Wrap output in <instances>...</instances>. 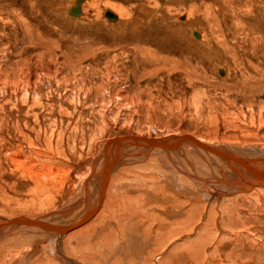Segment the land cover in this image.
Listing matches in <instances>:
<instances>
[{
    "label": "rangeland",
    "instance_id": "obj_1",
    "mask_svg": "<svg viewBox=\"0 0 264 264\" xmlns=\"http://www.w3.org/2000/svg\"><path fill=\"white\" fill-rule=\"evenodd\" d=\"M73 2L0 0V222L23 216L72 224L95 198L101 147L127 132L154 139L183 132L215 144L264 148V0H81L78 15L66 9ZM106 10L117 14V20L106 18ZM194 30L200 38L193 36ZM218 66L226 69V78L217 73ZM33 74L36 83L30 80ZM26 103L34 112L26 120L27 128L19 118ZM184 149L182 154L153 152L128 160L112 175L104 207L148 195L154 214L175 220L165 216L171 213L170 205L173 209L184 199L181 203L187 201L183 206L189 207L190 201L166 177L173 166L189 174L187 181L194 188L202 184L200 180L211 179L209 171L218 178L237 179L206 154ZM119 181L127 183L118 187ZM262 204L256 210L260 218L248 223L257 228L264 245ZM197 230L173 239L162 258L171 255L175 264L234 260L219 257L225 252H215L216 248L206 259L190 253L181 261V255L174 259L175 252H170L175 243H191ZM136 231L109 234L126 246L128 254L123 259L114 244L113 258L132 264L137 253L147 254L153 243L149 245L145 233L136 236ZM21 232L13 229L0 235V264L7 249L23 243L37 245L33 249L38 251L27 262L20 252L18 264H49L47 258H56L45 250L52 242L47 233ZM206 233L204 243L224 247L215 241L214 230ZM65 239L64 255L88 264L80 254L86 250L84 238L83 243L78 239L76 251ZM102 247L108 245L98 242L95 250L100 254ZM262 247L239 254L237 264H264Z\"/></svg>",
    "mask_w": 264,
    "mask_h": 264
},
{
    "label": "bare ground",
    "instance_id": "obj_2",
    "mask_svg": "<svg viewBox=\"0 0 264 264\" xmlns=\"http://www.w3.org/2000/svg\"><path fill=\"white\" fill-rule=\"evenodd\" d=\"M73 1H74L72 3L73 5H71L69 8L66 9H68V14L70 13L72 15H78L80 12L79 4L81 0H73ZM108 11H110L113 15L116 16L115 19L112 18H108V19L111 21H116L118 18L117 14H115L111 10ZM104 16H105V12H104ZM192 34L195 38L197 39L200 38L198 31L194 30L192 31ZM217 73L223 78H226L227 73H226V69L223 66L217 67ZM36 76H37L36 74H33L31 76L30 80L33 83H36V81H34L37 79ZM34 90H37L36 87H34ZM28 105H27V110L25 112L22 111V114L19 117L25 128H27L26 120L28 118H32L30 111L33 110V107L31 106L28 107ZM32 106H34V104ZM29 124L31 123H28V125ZM36 124L39 123L37 122ZM19 130L16 131L19 132ZM19 135L21 136V134ZM19 135L17 136L19 137ZM134 135L135 134L133 133L127 132V134L124 136H120V137L118 136L110 141H107L104 144L102 143L103 144V146L101 147L102 150L99 152L98 155L101 158V162H100L101 171L99 176V183L97 184L95 198L93 199V202L89 207L87 204H85L87 205L88 208H84L85 211L83 212V215H81L72 224L61 225L58 222L55 223L49 219H33L23 216H11L7 218L4 222H0V235L2 234L9 235L13 229L14 230L19 229L22 232H24V230L27 231L35 230L36 233L37 231L47 233L50 236L51 238L50 240L52 242L49 247L45 248L44 246V248L45 250H49V253H51L56 257L54 260H50L49 258H47L49 264H60L61 261H62L61 264H83L81 261L78 262L76 258L75 259L69 258L68 256L66 257L64 255L65 253H63L62 251V239L64 237L66 238L65 242L68 245L70 243L73 244L72 247H69L72 251L73 250L76 251V248L80 246L78 245V239L81 237L80 242L83 243V238H84L85 244L83 246L85 247L86 250L85 253L83 252V254L82 253L80 254L82 257L81 258L82 261L88 264H100L99 261L97 262L95 261V258H98L102 264L129 263L128 260L127 262L124 261L121 262L120 258H119L120 260L113 258L111 250L112 247L115 246L114 244H118L117 245L118 248H116L117 249L116 251H118L119 249L122 252L121 256L123 257V259L124 257H127L128 254L125 251L124 248L125 245L119 244L120 240H118V238L113 236L114 238L110 239L109 237H111V234L123 233L125 230L130 228L137 229L136 236H139V238H140L139 234L145 233L144 235L150 238L149 240L146 239V241H149L148 242L149 245L151 244V242L153 243L152 247L149 246L150 249L148 250L147 254L144 253L145 254L144 255L143 252L137 253L136 259L134 261H130L132 262V264H175V262L172 261L173 259H171L170 257L171 255H169V257L167 256L162 258L164 249L168 248V244L173 239L177 238L180 235L183 236L184 234H187L188 230H193L194 227L195 229L198 230H197V235L194 237V240L191 243L189 242L184 243L186 240L181 241V243L179 242L175 243V246L170 252V254L175 252L172 254L174 255L173 256L174 259L179 258V255H181L180 256L181 257L180 261H181L186 257L188 253L192 254L195 259L196 257L206 259L207 257H210L214 253V250L216 248L217 251L215 252H218V250L221 252L222 251L225 252L221 254L218 253L219 257L228 255L229 257L234 259L231 260L230 262L228 261L227 264H237L239 262L238 259H240L239 254L241 253L245 254L247 253V251L258 252L262 250L263 248L262 246L264 245L261 244V242H259L261 240V237L257 238L258 237L256 234L257 231H255L257 228L254 229L253 225L250 226L248 220H250V218H253L252 221L255 222L256 219L260 218V214L259 212H257L258 211L257 208L260 205H263L262 203H264V148L258 149V147L255 145L241 146V144L243 143L241 144L238 143L239 145H233L232 147L230 145L215 144L214 142L205 140L199 136H194L192 134H186L183 132L173 133L171 136L165 139H154V138H149L145 135H140V136L138 135L134 136ZM24 137L27 136L24 135ZM136 137H146V139H152L153 144L151 142H148L147 140L139 139ZM124 146H128L129 148H126ZM144 147L145 150L140 149ZM185 147L188 150V152L190 151L192 152V150H194L196 151V153L206 154L212 160L216 161L222 167L227 169L231 173L229 175H233L237 179L232 180V179H226L225 177L218 178L212 173V171H209V174H211L210 175L211 179L206 178L200 180L202 184L194 188L187 181L190 179L189 174L186 173V171H182V168L179 170V168H177L176 167L177 165L175 164L176 166H173L175 169L171 170L173 173H168L169 175L167 176L164 175V177L166 176L168 178V181L173 180L174 182H176V184L179 185V189L181 191L180 194L183 197L188 198L187 200L190 201L189 202L190 205L189 207H184L183 204L185 202L188 203L187 201L181 203L183 202L184 199H182V201H180L179 203H174L173 209L172 206L170 205L171 209L170 208L169 209L171 213L167 215L165 214V216H171V218L176 217L175 220L173 219L174 221L170 220V218L168 220L166 219V217L159 216V214L157 215L154 214L152 212V210H154V205L151 204L152 198H150L151 196L148 197V195L146 197L148 199L140 198L141 196L140 197L138 196V198H136L137 197L136 196L135 201H125L121 203L119 206L116 205V207L113 206L110 209L109 207L108 208L104 207L103 204H104V198L106 196V188L108 190V186H109L108 184L111 181L112 175L115 173L117 168L122 169L121 166L126 164L128 160L140 155H142V158H144L145 156H147L148 153L162 152L165 155L166 154L168 155L169 152H176V153L181 152L182 154L185 152L184 149ZM220 167L218 166L219 170L221 169ZM183 174L185 177L183 176ZM179 176L181 177L179 178ZM119 182L120 183L117 184L118 187L121 185H125L127 183V181H119ZM84 185L86 186V184ZM174 193L176 192L174 191ZM180 194H178V196ZM133 196L134 195L132 194V197ZM204 197L207 198L203 200ZM166 199L168 200V198ZM249 206H253L252 207L253 211L249 209ZM100 214L103 217L102 219L101 218L99 219ZM203 216H205V218L201 220ZM258 225L260 226V224ZM210 229L212 231L213 230L215 231V236H214L215 241L216 242L218 241V244L224 245V247L221 246L220 248H218L216 246L214 247V245L208 246V243L203 242V239H205L203 237L204 232L205 233L209 232ZM23 235H24L23 237H25V234ZM254 236H256L255 238H257L258 240L257 242H255L256 239L253 238ZM10 237L12 238V236ZM16 237L20 238L19 236ZM93 240H97V242H95L94 244ZM157 240L159 241V244H155ZM0 242H2V240ZM7 242L8 241H6L5 243ZM98 242H102L103 244L108 245V248H103L104 246L102 247L103 248L101 251L102 253L100 254L97 250H95L96 244ZM28 243L30 242L28 241ZM25 246L26 243H23V244H19L13 250L7 249L4 256L1 258V264L3 263L18 264V261L20 260L19 257L21 256L20 252H22V256H23L22 260H26L25 262H27V260L30 258V255L37 252L38 249L37 247L35 248V250L33 249V246H37V245H33L29 247H25ZM211 246L214 248H212ZM143 249L144 248H142V250ZM157 249L159 252L157 251ZM206 249L209 250L207 253L205 252ZM111 256L113 259H111ZM149 257L151 258V260H153V263L152 262L148 263L147 258Z\"/></svg>",
    "mask_w": 264,
    "mask_h": 264
},
{
    "label": "water",
    "instance_id": "obj_3",
    "mask_svg": "<svg viewBox=\"0 0 264 264\" xmlns=\"http://www.w3.org/2000/svg\"><path fill=\"white\" fill-rule=\"evenodd\" d=\"M79 10V9H78ZM78 12V11H77ZM105 16L107 18H112V19H115L116 16L113 15L110 11L106 10L105 11ZM136 138H139V139H143V140H147L148 142H151L153 144V140L152 139H146V137H136ZM70 230V229H69Z\"/></svg>",
    "mask_w": 264,
    "mask_h": 264
}]
</instances>
